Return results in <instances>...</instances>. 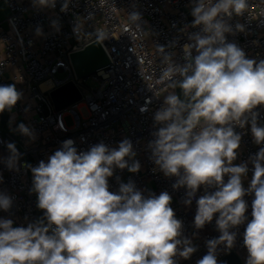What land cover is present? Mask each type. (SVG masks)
Returning <instances> with one entry per match:
<instances>
[{
    "label": "clouds",
    "instance_id": "1",
    "mask_svg": "<svg viewBox=\"0 0 264 264\" xmlns=\"http://www.w3.org/2000/svg\"><path fill=\"white\" fill-rule=\"evenodd\" d=\"M56 2L34 0L36 6L47 8H55ZM69 3L64 0L62 12ZM247 7V0H193L191 27L200 30L188 33L185 63H175L160 46L167 65L162 79L172 91L154 113L150 158L166 177L177 178L174 189H187L186 205L205 187V194L196 200V229L218 214L220 235L206 242L207 254L197 264H218L217 247L232 248L237 232L231 229L246 220V264H264V147L250 158L254 172L248 189L242 185L247 164L233 165L241 142L234 126L250 123L254 142L264 143V127L258 126L259 113L254 111L264 105V60L247 58L226 36L233 33L228 21L243 16ZM131 17L140 19L137 13ZM53 27L58 29L57 21ZM235 30L242 32L244 26L237 23ZM21 96L14 84L0 85V113L11 111ZM17 130L35 139L25 124ZM74 144L67 139L47 162L27 165L33 176L31 191L37 194V207L44 216L27 227H13L11 219H0V264H176L177 255L190 258L197 249L183 237V222L176 218L167 191L145 196L131 181L121 182L118 193L109 191L108 178L115 168L140 171L129 139L118 147L101 142L79 152ZM7 149L6 165L16 169L21 154L14 143ZM210 188L215 190L207 191ZM249 194H254L250 220L244 199ZM11 206L12 199L0 193V209Z\"/></svg>",
    "mask_w": 264,
    "mask_h": 264
},
{
    "label": "built area",
    "instance_id": "2",
    "mask_svg": "<svg viewBox=\"0 0 264 264\" xmlns=\"http://www.w3.org/2000/svg\"><path fill=\"white\" fill-rule=\"evenodd\" d=\"M0 2L9 11L4 20L6 29L0 24V85L14 84L22 93L11 111L0 113V193L12 199L9 210L0 209V219H11L13 227H27L43 218V210L37 207V194L31 191L33 176L27 165L47 162L63 141L72 139L79 152L101 142L118 147L119 142L129 139L140 171L131 173L127 168H115L113 176L108 178L109 191L118 193L120 183L129 181L145 196L167 191L176 218L183 222V237L190 239L197 249L188 259L174 257L176 264H197L207 254L206 242L220 235L215 223L218 214L202 229H196V200L205 194V187L201 186L191 205H186L187 189L172 187L177 178L166 177L159 171L148 148L155 130L154 113L164 96L172 91L169 82L162 79L167 65L160 46L172 54L175 63H185L183 45L189 43L188 33L200 30L191 27L193 0H70L67 11L63 12L64 0H57L55 8L38 7L34 0ZM247 3L243 16L234 15L228 21L233 33L226 34L227 41L237 44L247 58L259 62L264 60V0H247ZM133 13L139 14L140 19L134 21ZM53 21L58 22V29L53 27ZM237 23L244 26V31L235 30ZM98 33H103V37ZM93 43L100 45L108 63L92 75L77 79L70 56ZM59 72L66 73L67 79L55 80ZM47 82L50 85L42 88ZM87 82L94 87H89ZM68 83L77 88L80 98L57 110L50 93ZM81 109L85 110L84 116ZM254 111L259 113L258 126L264 127V105ZM67 117L71 119L70 126L65 123ZM21 123L34 133L35 139L17 130ZM234 130L241 135V142L233 165L247 164L242 185L248 189L254 172L250 158L264 143L254 142L250 123L244 128L234 126ZM8 143H14L21 154L16 169L10 170L6 165L10 155ZM227 180L226 175L225 183ZM244 199L250 220L254 194ZM247 222L231 229L237 232L232 248L223 244L217 247L218 264H223L229 254L240 264H246L248 252L243 233Z\"/></svg>",
    "mask_w": 264,
    "mask_h": 264
},
{
    "label": "water",
    "instance_id": "3",
    "mask_svg": "<svg viewBox=\"0 0 264 264\" xmlns=\"http://www.w3.org/2000/svg\"><path fill=\"white\" fill-rule=\"evenodd\" d=\"M8 15H9V11L6 5L0 2V24L4 29H6L7 27L6 24L4 23V20ZM70 63L76 78L83 79L92 75L95 71L105 67L108 63V60L105 52L100 47V45L98 43H93L87 46L86 48H84L82 51L73 53L70 56ZM59 93H60V89H56L50 93V97L54 99V97L58 96ZM176 93L177 95L180 96L181 99H183L181 89L177 88ZM78 100L79 98L74 102ZM66 107L67 106L56 109L60 110V109H65ZM223 264H240V263L234 255L229 254L224 258Z\"/></svg>",
    "mask_w": 264,
    "mask_h": 264
},
{
    "label": "rangeland",
    "instance_id": "4",
    "mask_svg": "<svg viewBox=\"0 0 264 264\" xmlns=\"http://www.w3.org/2000/svg\"><path fill=\"white\" fill-rule=\"evenodd\" d=\"M68 75L64 72H59L54 76L55 80H66ZM89 84V87H94V85L91 82H87ZM60 93L58 96L54 97L52 99L54 107L55 108H63L65 106H68L70 103L74 102L78 98H80V93L77 90V88L72 84L68 83L66 85L61 86ZM80 113L84 116L85 110L81 109ZM65 123L70 126L72 125L70 118H65Z\"/></svg>",
    "mask_w": 264,
    "mask_h": 264
},
{
    "label": "bare ground",
    "instance_id": "5",
    "mask_svg": "<svg viewBox=\"0 0 264 264\" xmlns=\"http://www.w3.org/2000/svg\"><path fill=\"white\" fill-rule=\"evenodd\" d=\"M49 85H50V82H47V83H45V84L42 85V88H46Z\"/></svg>",
    "mask_w": 264,
    "mask_h": 264
},
{
    "label": "crops",
    "instance_id": "6",
    "mask_svg": "<svg viewBox=\"0 0 264 264\" xmlns=\"http://www.w3.org/2000/svg\"><path fill=\"white\" fill-rule=\"evenodd\" d=\"M175 92H176V89H175Z\"/></svg>",
    "mask_w": 264,
    "mask_h": 264
}]
</instances>
